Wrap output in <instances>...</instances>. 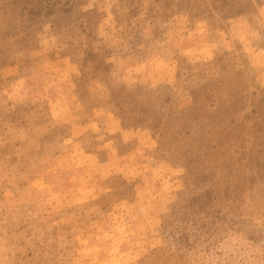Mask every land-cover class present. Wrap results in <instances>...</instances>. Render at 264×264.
Segmentation results:
<instances>
[{
    "label": "rangeland",
    "instance_id": "374dc122",
    "mask_svg": "<svg viewBox=\"0 0 264 264\" xmlns=\"http://www.w3.org/2000/svg\"><path fill=\"white\" fill-rule=\"evenodd\" d=\"M229 231L264 264V0H0V264H210Z\"/></svg>",
    "mask_w": 264,
    "mask_h": 264
},
{
    "label": "clouds",
    "instance_id": "9594fccd",
    "mask_svg": "<svg viewBox=\"0 0 264 264\" xmlns=\"http://www.w3.org/2000/svg\"><path fill=\"white\" fill-rule=\"evenodd\" d=\"M244 243H246V240H244L241 233L231 231L224 233L217 240L216 246L212 250L210 264H240L237 260L229 262L225 257L230 254L235 255L236 251L239 250ZM216 252L221 253V255L216 256ZM245 264H247V262H245Z\"/></svg>",
    "mask_w": 264,
    "mask_h": 264
}]
</instances>
